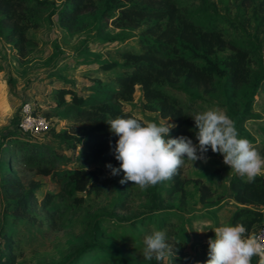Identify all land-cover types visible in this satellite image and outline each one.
<instances>
[{
    "label": "rangeland",
    "instance_id": "374dc122",
    "mask_svg": "<svg viewBox=\"0 0 264 264\" xmlns=\"http://www.w3.org/2000/svg\"><path fill=\"white\" fill-rule=\"evenodd\" d=\"M106 1L94 0V6L73 15L65 12L71 6L69 0H26L24 13L36 25L27 31L30 40L26 56L16 48L10 23L0 10V239L5 244V264H160L142 255L143 239L153 230L165 231L174 249L182 238L184 251L204 263L208 259V240L215 236L212 230L222 224L231 225L236 204L229 179L234 172L224 164L223 156L210 148L207 162L186 160L182 166L187 182L184 196H169L172 179L143 190L131 181L121 184L123 173L113 176L99 161L89 163L86 169H103L100 183L72 195L73 189L63 174L79 165L74 160L79 148H70L78 137L64 130L86 125L76 120L78 113L86 109L74 104L71 95L63 101L60 91L72 89L78 97H89L88 102L110 101L143 120L177 124L161 117L158 103H148L140 85L128 100L116 93L121 74L130 67L125 63L127 51H166L168 45L163 32L167 18L151 16L138 26L119 27L113 20L120 15V6L143 3L149 10L164 12L170 1L179 13L204 28L207 23L201 21V12L213 13L216 9L230 20L237 18L243 28L261 38L264 10L258 2L245 4L241 0H114L110 8ZM230 20L220 19L219 29L227 37H242L243 31ZM177 47L206 64L202 51H194L184 43ZM231 53L230 49L218 50L207 57L225 69ZM249 63L252 77L236 89L225 86L224 78L218 90L208 96L185 90L179 82L160 87L179 102L187 119L210 108L223 110L235 121L239 136L259 149L264 145V51L252 53ZM27 102L48 118L52 129L44 135L34 137L19 130L20 108ZM185 130L187 137L198 144L195 124H186ZM20 141L63 151L55 155L59 164L53 173H38L39 168L52 166L50 158L39 164L19 162L24 151ZM68 156L74 161L66 163ZM9 177L21 180L27 189L38 187V198L31 207L32 221L13 222L4 214L9 193L3 184ZM210 179L216 182L213 197L203 203L200 182ZM47 193L54 197L45 209L40 201ZM76 197L83 200L77 201ZM13 255L14 262L10 260Z\"/></svg>",
    "mask_w": 264,
    "mask_h": 264
},
{
    "label": "trees",
    "instance_id": "16d2710c",
    "mask_svg": "<svg viewBox=\"0 0 264 264\" xmlns=\"http://www.w3.org/2000/svg\"><path fill=\"white\" fill-rule=\"evenodd\" d=\"M69 1L71 6L66 7L65 12L73 15H79L94 6V0ZM112 1L114 0L106 1L108 7ZM241 1L245 4L258 2V6L264 10V0ZM25 2L26 0H0V10L10 23L11 35L15 39V46L22 56L28 54L27 44L30 38L27 31L36 26L33 20L24 13ZM167 3L168 9L164 12L149 10L143 6V3L140 5L128 2L120 6V15L113 20L115 25L119 27L138 26L141 20L151 16L167 18V27L163 32L168 45L166 51H127L124 56L125 63L130 67L121 74L119 85L115 90L120 98L128 100L129 96L135 93L136 85H140L145 100L148 103H158V111L161 117L170 118L177 123V127L171 131V136H187L185 125L188 123L195 124L194 119H187V115L179 102L170 94L165 93L160 86L167 82H179L181 88L185 90L193 89L208 96L218 90L220 79L223 78L225 79V86L233 89L248 84L252 77L249 60L252 53L264 51V36L261 38L256 32L249 33L241 26L236 17V19L230 20L227 15L219 14L216 9L213 13L200 11L202 13L200 19L202 22L207 23V27L198 26L187 15L179 13V9L175 4H171L170 1H167ZM208 6L206 1V8ZM220 19L236 23L243 31L242 37L240 35L227 37L218 27L217 23ZM261 19L264 20V17ZM176 43H184L194 51H202L206 64H200L196 59L184 54ZM172 44L174 45L171 46ZM226 49H230L232 53L226 62L225 69H222L207 57V55H212L218 50ZM105 67L109 68L110 66L106 65ZM257 80L260 83L261 80L259 78ZM60 95L63 101L66 95H71V101L74 104L86 109L79 112L76 117V120L86 125L78 128L72 126L64 130V132L72 133L78 137L76 141L73 138L74 143H70V148H79V156L74 159L79 162V165L68 169L63 174L73 189L71 194L74 195L77 191H88L91 186H96L104 176L103 169L88 171L86 166L89 163L99 161L104 167L108 164L119 167V161L115 159L114 153L116 141L119 137L110 131L107 120L114 119L119 115L134 114L120 109L110 101L96 100L93 102L91 100L92 102H88L90 101L89 97H78L72 89L64 88L60 91ZM87 104L90 105L87 106ZM151 110L156 109L151 107ZM19 147L24 150L18 158L19 162L27 161L28 163L37 162L39 164L44 159L50 158L49 161L52 166L50 168H39L38 173L40 174H52L59 164L55 155L63 154L61 150L56 152L57 149L55 148H42L37 143L30 141H20ZM257 150L260 154L264 153V145ZM74 160L71 156H68L65 161L71 163ZM171 179L172 185L168 189L169 196L176 193H182V196H184L187 182L182 167ZM245 181L246 177L242 178L235 172L229 179V189L236 204V209L231 217V225L243 223L248 232L252 233L264 224V175L258 176L252 183H246ZM215 185V179L200 182L201 202L205 203L213 197ZM3 186L9 193L3 210L4 214L10 216L13 222L24 219L32 221L34 216L31 207L32 202L38 198L36 193L38 187L31 186L27 189L21 180L14 177L5 178ZM53 197L54 194L47 193L40 201L45 209L50 206ZM75 200L82 201L83 199L76 197ZM180 242H183L182 238L177 240L178 245L175 249L178 251L176 258H172L174 259L173 264H197V262L204 264L184 251V243ZM4 245L2 242V247ZM3 258L4 254L1 251L0 264H5ZM10 260L12 262L16 261V257L13 255ZM257 262L258 257H253L252 264H257ZM168 264H172V260H169Z\"/></svg>",
    "mask_w": 264,
    "mask_h": 264
},
{
    "label": "clouds",
    "instance_id": "9594fccd",
    "mask_svg": "<svg viewBox=\"0 0 264 264\" xmlns=\"http://www.w3.org/2000/svg\"><path fill=\"white\" fill-rule=\"evenodd\" d=\"M192 118L198 144L184 135L172 137L171 131L177 125L169 121L157 123L135 115L107 120L110 131L119 137L114 149L119 167L112 164L106 167L113 176L123 173L121 184L131 181L143 190L171 179L186 160L207 162L210 148L223 156L231 172L246 177V183L264 175V156L247 138L239 136L235 121L223 110L210 108ZM212 231L215 236L208 240V259L204 264H252L253 257H258L257 264H264V231L249 233L243 223L222 224ZM143 244L145 259H155L160 264L172 260L173 264L172 258H176L178 250L168 242L165 231H151L145 235Z\"/></svg>",
    "mask_w": 264,
    "mask_h": 264
},
{
    "label": "built area",
    "instance_id": "2783aa9c",
    "mask_svg": "<svg viewBox=\"0 0 264 264\" xmlns=\"http://www.w3.org/2000/svg\"><path fill=\"white\" fill-rule=\"evenodd\" d=\"M18 128L22 133L38 137L44 135L50 129L48 118L37 112L35 107L30 103H24L20 108ZM264 231V224L256 229L255 232ZM2 251V241L0 239V256Z\"/></svg>",
    "mask_w": 264,
    "mask_h": 264
}]
</instances>
